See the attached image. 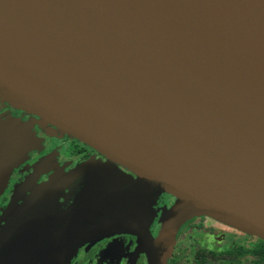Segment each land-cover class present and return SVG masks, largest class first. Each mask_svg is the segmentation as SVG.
<instances>
[{
  "label": "water",
  "instance_id": "obj_1",
  "mask_svg": "<svg viewBox=\"0 0 264 264\" xmlns=\"http://www.w3.org/2000/svg\"><path fill=\"white\" fill-rule=\"evenodd\" d=\"M0 100L175 198L150 264L192 216L264 240V0H0ZM90 188L59 249L100 236Z\"/></svg>",
  "mask_w": 264,
  "mask_h": 264
},
{
  "label": "flooded vegetation",
  "instance_id": "obj_2",
  "mask_svg": "<svg viewBox=\"0 0 264 264\" xmlns=\"http://www.w3.org/2000/svg\"><path fill=\"white\" fill-rule=\"evenodd\" d=\"M15 119L21 125L15 126ZM0 123L6 125L3 145L9 154L0 171V264L151 263L146 242L158 235L172 195L140 183L84 142L1 100ZM20 126L32 130L24 141L18 138ZM90 181L93 216L109 211L101 234L75 246L64 242L59 249L62 229L87 221L81 195ZM68 189L75 192L64 205ZM196 230L200 238H189ZM262 243L211 217L192 216L176 231L165 264H260L255 253ZM185 244L183 261L175 254Z\"/></svg>",
  "mask_w": 264,
  "mask_h": 264
},
{
  "label": "rangeland",
  "instance_id": "obj_3",
  "mask_svg": "<svg viewBox=\"0 0 264 264\" xmlns=\"http://www.w3.org/2000/svg\"><path fill=\"white\" fill-rule=\"evenodd\" d=\"M15 126L18 124V125H21V121H19L18 119H15ZM35 129V128H34ZM59 132V131H58ZM20 135H19V137L18 138H20L19 139V141L20 140H22V138L24 137V136H27L28 134H30V133H32V130H30V129H28L27 127L26 128H21V126H20ZM59 133H61V132H59ZM62 134V133H61ZM22 141H24V139L22 140ZM6 145H7V143H6ZM3 147L5 148V146L3 145ZM6 149V148H5ZM70 194H69V193ZM73 192H75V191H73L72 189H68V190H66L65 191V193H64V195H63V199H64V205L65 204H67L68 203V201L71 199V197L73 196ZM175 203H176V201H174L173 202V204L171 205V207L168 209V210H170L172 207H173V205H175ZM167 210V211H168ZM163 220H164V218H162V220L160 221L161 222V226H162V222H163ZM160 230V229H159ZM200 236H201V234H200V232H199V230H196V231H191L190 233H189V238H191V239H199L200 238ZM250 239H252V238H250ZM188 246H187V244H185V246L181 249V250H179L178 251V254H175L176 255V257H180V259H182L183 260V258H185V257H187L186 256V254H188ZM186 259V258H185ZM183 261H185V260H183Z\"/></svg>",
  "mask_w": 264,
  "mask_h": 264
},
{
  "label": "trees",
  "instance_id": "obj_4",
  "mask_svg": "<svg viewBox=\"0 0 264 264\" xmlns=\"http://www.w3.org/2000/svg\"><path fill=\"white\" fill-rule=\"evenodd\" d=\"M255 253L257 256V260L260 264H264V243L260 245V247L256 250Z\"/></svg>",
  "mask_w": 264,
  "mask_h": 264
}]
</instances>
